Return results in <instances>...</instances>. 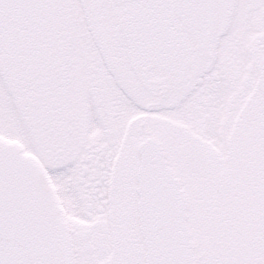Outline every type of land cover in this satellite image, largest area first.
<instances>
[{
	"label": "snow or ice",
	"instance_id": "snow-or-ice-1",
	"mask_svg": "<svg viewBox=\"0 0 264 264\" xmlns=\"http://www.w3.org/2000/svg\"><path fill=\"white\" fill-rule=\"evenodd\" d=\"M0 264H264V0H0Z\"/></svg>",
	"mask_w": 264,
	"mask_h": 264
}]
</instances>
